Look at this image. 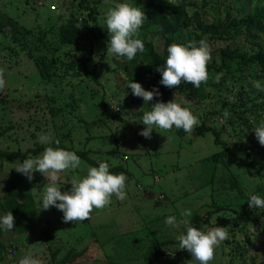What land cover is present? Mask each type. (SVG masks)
I'll return each mask as SVG.
<instances>
[{"label": "rangeland", "instance_id": "rangeland-1", "mask_svg": "<svg viewBox=\"0 0 264 264\" xmlns=\"http://www.w3.org/2000/svg\"><path fill=\"white\" fill-rule=\"evenodd\" d=\"M156 1L171 15L184 9L176 58L192 71L219 68L224 50L250 52L264 43V32L203 33L193 17L224 31L264 0ZM144 2L86 0L97 10L105 36L99 38L80 0H0V132L7 131L0 151L26 152L58 139L110 168L126 170L110 174L61 152L30 156L24 164L38 231L8 234L3 264L22 258L24 264H51L56 249H88L76 264H147L149 248L167 241L166 254L155 264H264V209L249 211L247 219L240 216L250 197L264 189V77L258 68L234 60L229 71H211L200 81L199 98L174 91L171 101L185 107L192 127L181 135L164 110L149 106L151 80L143 63L119 58L113 43L152 42L164 51V36L138 33L133 25ZM71 25L80 38L64 44L61 31ZM105 104L120 120L107 117ZM57 109L62 112L55 117ZM203 124L220 133L228 151L215 144L212 132L196 131ZM21 166L0 161V198ZM213 205L225 210L181 253L186 224ZM0 224L11 226L3 211Z\"/></svg>", "mask_w": 264, "mask_h": 264}, {"label": "trees", "instance_id": "trees-1", "mask_svg": "<svg viewBox=\"0 0 264 264\" xmlns=\"http://www.w3.org/2000/svg\"><path fill=\"white\" fill-rule=\"evenodd\" d=\"M79 6L82 10L88 11V20L93 25L94 34L99 38H105L102 27L98 23L97 10L94 7L86 5V0H80ZM184 9H176L171 15L168 7L162 2L156 0H145L144 12L140 19L133 22L138 33H154L158 36H164L166 39L165 49L159 52L154 43L145 42L136 47L123 46L113 41L116 45L119 58L125 61L130 59L140 60L143 63L144 72L147 78L151 80V85L148 88V104L152 109H162L166 112L177 126V130L181 135H187L192 127L188 122L185 112V107H177L171 101V96L174 91H179L183 96L199 98L201 95L202 85L200 81L207 79L211 71L222 72L230 70V62L237 60L242 67H256L264 77V43L255 44L250 52H243L238 49H227L221 54V65L219 68L208 67L206 70L192 71L181 58L178 56L177 50L181 47V43L177 41L175 35L179 33L184 25L183 15ZM200 24L203 33L221 35L231 30H236L243 36V30L251 36H259L264 32V6H257L252 14L244 16L242 19L234 20L229 27L221 31L219 26L206 24L201 21L200 17L193 14ZM11 21L10 19H8ZM200 34L198 38V46L204 39V34ZM79 30L76 26H67L61 31L62 42L64 44H74L78 39ZM14 35H10L12 40ZM37 68H40V74L44 80H48L44 70L41 69L40 63L36 62ZM93 80L99 84L96 74L92 76ZM138 77L132 76V80L136 81ZM135 83V82H134ZM108 118H117L109 111L107 104L104 105ZM53 115L56 117L62 109L53 110ZM120 120V119H119ZM7 130V129H6ZM199 134L212 132L215 136V144L229 150V145L222 141L221 135L215 130H210L205 124L196 129ZM7 134V131L0 132V137ZM264 148V142L260 143ZM43 152L58 153L65 155L73 154L74 156L84 159L93 167L103 169L110 174H118L126 172L122 167L110 168L105 164L90 158L89 151H75L73 148L65 146L60 140L56 139L51 144L37 146L35 149H29L26 152L22 151H0V161L14 163L19 161L22 169L11 173V177L4 185V195L0 198V211H3L10 222V227L0 224V264H3L8 255V246L5 237L14 233L15 235H33L38 231L37 225V205L33 193L31 192L32 185L28 179V173L25 168V161L30 156H36ZM128 157V156H127ZM248 167L251 163L247 160L243 161ZM235 188H238L235 185ZM264 209V189L255 192L245 206V211L240 215L241 218L247 219L248 212L251 210ZM225 210L224 207L213 205L205 214L195 215L185 226L184 234L181 239V253L189 250L195 237L205 228L211 226V221L216 214ZM171 244L170 242H157L152 245L147 252V264H155L166 253L163 247ZM88 249L78 252L75 249L69 250L67 253H62L59 249L52 251L51 264H76L81 257L86 255ZM25 259H20L18 264H24Z\"/></svg>", "mask_w": 264, "mask_h": 264}, {"label": "built area", "instance_id": "built-area-1", "mask_svg": "<svg viewBox=\"0 0 264 264\" xmlns=\"http://www.w3.org/2000/svg\"><path fill=\"white\" fill-rule=\"evenodd\" d=\"M140 190H142V188H140Z\"/></svg>", "mask_w": 264, "mask_h": 264}]
</instances>
